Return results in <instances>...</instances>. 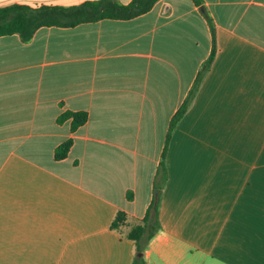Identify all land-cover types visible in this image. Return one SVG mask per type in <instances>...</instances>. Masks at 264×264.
Masks as SVG:
<instances>
[{
	"label": "crops",
	"instance_id": "1",
	"mask_svg": "<svg viewBox=\"0 0 264 264\" xmlns=\"http://www.w3.org/2000/svg\"><path fill=\"white\" fill-rule=\"evenodd\" d=\"M212 49L141 255L264 264V0H158L127 20L0 36V264H132L133 241L109 224L118 210L145 215L171 117ZM65 111L87 120L71 130Z\"/></svg>",
	"mask_w": 264,
	"mask_h": 264
},
{
	"label": "trees",
	"instance_id": "2",
	"mask_svg": "<svg viewBox=\"0 0 264 264\" xmlns=\"http://www.w3.org/2000/svg\"><path fill=\"white\" fill-rule=\"evenodd\" d=\"M157 1L131 0L127 4H122L117 0H88L70 6L41 5L38 7L11 4L0 7V36L16 33L23 41H28L34 32L42 26L72 27L80 23L94 22L104 18L127 20L146 13ZM193 1L196 4H200L201 2V0ZM213 56L214 50L212 49L208 59L204 63L205 68L198 74L183 103L171 117L155 178L154 198L147 208L145 215L140 219H136L130 217L124 211L118 210L109 224L111 230L133 241L135 255L132 264H145L143 256H140L139 253L145 251L151 239L161 229L158 219V207L160 193L166 180V150L171 134L188 110L198 89L202 74L211 63ZM68 118H71V130H74L86 122L87 113L83 111H65L60 117V119ZM71 143V139H67L61 143L55 149V158H64Z\"/></svg>",
	"mask_w": 264,
	"mask_h": 264
},
{
	"label": "water",
	"instance_id": "3",
	"mask_svg": "<svg viewBox=\"0 0 264 264\" xmlns=\"http://www.w3.org/2000/svg\"><path fill=\"white\" fill-rule=\"evenodd\" d=\"M139 255H141V253H139Z\"/></svg>",
	"mask_w": 264,
	"mask_h": 264
}]
</instances>
